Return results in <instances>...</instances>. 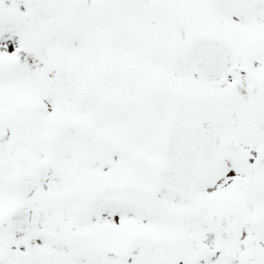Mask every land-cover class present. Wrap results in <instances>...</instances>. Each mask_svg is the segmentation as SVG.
Returning <instances> with one entry per match:
<instances>
[{"label": "snow or ice", "instance_id": "6c2138e0", "mask_svg": "<svg viewBox=\"0 0 264 264\" xmlns=\"http://www.w3.org/2000/svg\"><path fill=\"white\" fill-rule=\"evenodd\" d=\"M0 264H264V0H0Z\"/></svg>", "mask_w": 264, "mask_h": 264}]
</instances>
